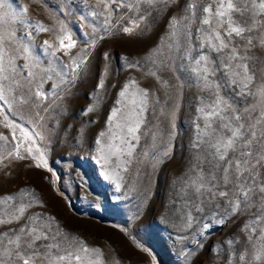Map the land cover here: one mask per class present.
Returning <instances> with one entry per match:
<instances>
[{"label":"rangeland","instance_id":"rangeland-1","mask_svg":"<svg viewBox=\"0 0 264 264\" xmlns=\"http://www.w3.org/2000/svg\"><path fill=\"white\" fill-rule=\"evenodd\" d=\"M191 2L176 0L167 8L141 3L129 10L124 5L136 0H123V4L115 0L107 20L90 15L103 7H96L97 0H8L11 9L0 10L20 13L25 21L9 16L7 24H0V34H15L16 51L9 50L17 65L13 75L27 83L23 79L27 70L22 74L20 66L28 64L24 57L31 55L29 70L36 73L32 92L42 84L47 96L37 99L27 88L16 89L8 95L11 106L0 112V135L7 137L0 139V155L19 146L25 157L0 164V219L12 221L0 224L5 245L3 233L10 236L22 225L41 226L50 239L40 243L51 242V236L61 242L60 250H53V259L66 255L65 249L86 246L89 257L98 254L102 264H264L254 259L260 246L256 237L250 242L249 233L241 231L257 208L228 216L215 203H201L189 187L200 167H206V153L194 147L196 125L203 128L205 123L198 109L218 95L245 120L260 115L262 101L256 93L264 85V47L259 44L264 38L260 27L264 14L256 0L258 30L250 34L255 45L251 51H246L245 39H233L241 55L249 57L243 63L255 74L245 89L233 85L224 68L228 50L218 52L207 46L209 26L201 23L204 14L199 9L187 41L168 47L170 18L191 15L186 10ZM208 4L215 10L214 0H200L199 7ZM24 7L26 14L21 13ZM133 21L139 27L125 33L123 29L133 27ZM61 25L75 47L70 55L57 51L52 56L51 51L59 47L57 37L64 34ZM40 26L51 31H40ZM46 40L52 49L46 50ZM25 44L28 54L22 50ZM201 55L209 62L207 82L194 71L195 59ZM71 56L85 60L76 74L65 67L71 65ZM3 83L7 87L9 82ZM126 86L128 93L121 97ZM142 89L148 91L143 105ZM22 94L31 96L28 104L12 102V95ZM133 110L142 120L135 134L138 140L125 126V117ZM6 123L19 127H5ZM117 148L120 151L113 154ZM25 204L31 206L21 219L13 220L17 207ZM5 245H0V259L7 261ZM242 254L244 261L239 259ZM71 264L78 262L73 259Z\"/></svg>","mask_w":264,"mask_h":264},{"label":"snow or ice","instance_id":"snow-or-ice-1","mask_svg":"<svg viewBox=\"0 0 264 264\" xmlns=\"http://www.w3.org/2000/svg\"><path fill=\"white\" fill-rule=\"evenodd\" d=\"M114 2L115 0H97L96 7L99 8L101 5L103 7L99 12L93 11L90 15L93 17L97 15L104 16L107 20L111 12L114 11L112 8ZM120 2L123 4V0H120ZM141 3L149 6L163 4L167 8L170 4L176 3V0H136V4L124 6L132 10ZM199 3L200 0H192L187 5L186 10L191 15H185L179 19L175 16L170 18L172 30L169 34V39L172 43L168 47L171 49L173 46H178L181 39H184L185 42L187 41V37L191 35L189 25L195 18L196 10L199 9L204 14L201 23L209 26L205 30L208 34L207 46L218 52L228 50L224 68L231 77V83L233 85L240 84L245 89L249 88L254 81L255 74L247 63H243L249 57L241 55L239 49L233 44V39L234 37L245 39L247 41L244 46L246 51H251L255 47L252 44L253 38L250 34L258 30L256 0H214L215 10L212 4L200 8ZM258 7L260 13L264 14V0H260ZM5 9H11V4L8 3V0H0V10ZM27 11V7L21 9V13L26 14ZM233 13L238 14L240 19H236ZM9 16L20 23H25L20 13L2 11L0 12V24H7ZM81 19H85V17L82 16ZM143 19L141 16L140 20ZM185 21L188 23H185ZM132 23L133 27H125L123 29L125 33L131 34L135 28L139 27L137 21ZM260 27L264 28V23H261ZM39 30L51 31L43 26H40ZM95 30L93 28V31ZM60 32L64 34L57 37L59 47L51 51L50 54L52 56H55L57 51H63L65 55H70V50L75 47V42L72 40L71 35L65 32L63 25L60 26ZM14 35V33L7 31L0 34V102H2L0 103V112L4 111V106H11L8 95L14 93L16 89L27 88L29 92H32L31 85L36 78V73L29 70L33 67L31 55H25L24 59L28 60L29 63L20 66L22 74L27 70L26 74L23 75V79L27 83H20L13 75L17 72V65L9 50L11 49L12 52L16 51L12 46V37ZM259 44L264 47V38H261ZM44 45L46 50L53 48V45L47 40L44 41ZM230 45L232 46L230 47ZM22 50L26 54L30 53V49L26 44L22 45ZM70 58L71 65H66L65 67H70L72 73L76 74L85 60L80 58L78 61L75 56ZM189 58L191 57L189 56ZM233 61L236 62L235 66ZM195 63L198 67L194 71L198 73V79L207 82L210 72L207 66L209 63L207 58L201 55L195 59ZM201 64L204 67H199ZM149 74L153 77L157 75L156 72ZM48 79H51V77H48ZM4 81L9 82L7 87L3 83ZM61 82L63 83V81ZM132 83L135 84V81ZM42 87V84H37L35 91L32 92V95L37 99H47V96L41 91ZM98 87H103V81L99 82ZM205 87H208L207 83H205ZM127 93L128 87L126 86L121 91L120 96L125 97ZM140 94L143 97L141 100L143 105L146 103L148 96L147 89L140 90ZM256 95L262 101L260 115L256 118L250 117L245 120L238 111L231 109L227 102L218 95H216L212 103L198 109L203 114L202 118L205 123L203 128H201L200 124L196 125L197 141L194 147L206 153L204 156L206 167H200L199 175L191 181L189 187L192 189V195L200 198L201 203H215L216 207L218 209L222 208L224 214L228 216H236L250 207H256L257 213L253 214L254 218L246 222L241 231L249 233L247 238L250 242L254 236L256 237L260 246L257 248L254 259L264 261V85L257 89ZM30 99L31 96L23 94L19 96L12 95V102H18L21 105L28 104ZM132 103L135 104L136 101L133 100ZM92 110L91 107L88 109L89 112ZM140 111L143 112L144 108L141 107ZM229 112L232 114L226 115ZM112 116L116 117L117 112L114 111ZM5 120H8L7 116H5ZM141 123L142 120L135 110L125 117L127 132L132 135L133 139L138 140V136L135 134L139 131ZM5 127H19V125L6 123ZM100 135L103 136L104 133ZM0 139L7 140V137L0 135ZM13 139H15V136H13ZM18 147L10 150L7 155H0V164H3V161L9 158L24 159L25 157L20 155ZM28 151L30 152L31 149ZM119 151L120 149L117 148L113 154ZM128 154L131 155V150H129ZM35 166L39 168L42 165L36 163ZM257 196L259 199H257ZM11 199L12 197L7 198V200ZM220 201H223V204ZM30 206V204H25L17 207L16 213L18 215L13 214L12 219L17 221L21 219L26 209ZM11 222V220L0 219V224ZM2 235L7 237L6 245L5 241L0 239V245H5L4 252L7 256V261L0 259V264H60L63 261H68L71 264L73 259L78 264H102L98 254L95 259L89 257L90 250L86 246H81L76 251L65 249L66 255H56V258L53 259V255H55L53 250L55 249L58 252L61 248V242L57 241L55 236H51V242L40 243L50 239L49 233L41 226L28 227L27 225H22L19 229L14 230L12 235L9 236L8 233H3ZM42 249L43 251H41ZM91 252L96 253L97 250L93 249ZM239 259L244 261L246 257L242 254Z\"/></svg>","mask_w":264,"mask_h":264}]
</instances>
